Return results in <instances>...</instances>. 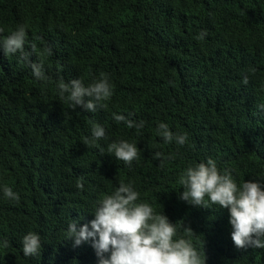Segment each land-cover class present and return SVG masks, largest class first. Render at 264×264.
<instances>
[{
    "label": "trees",
    "instance_id": "16d2710c",
    "mask_svg": "<svg viewBox=\"0 0 264 264\" xmlns=\"http://www.w3.org/2000/svg\"><path fill=\"white\" fill-rule=\"evenodd\" d=\"M18 25L27 26L29 61L51 79L37 80L19 52L0 47V264H98L91 240L67 239L68 225L93 220L121 182L176 224L173 239H189L205 264H264V248L235 247L228 209L179 199L180 176L208 159L238 188L264 183V0H0V41ZM101 73L113 93L104 107L73 110L67 93L60 99L59 79L87 87ZM114 113L145 126L129 129ZM93 123L107 139L87 147ZM159 123L186 143H165ZM121 140L141 151L131 168L108 154ZM157 151L175 158L160 167ZM29 232L41 237L40 255H23Z\"/></svg>",
    "mask_w": 264,
    "mask_h": 264
},
{
    "label": "clouds",
    "instance_id": "9594fccd",
    "mask_svg": "<svg viewBox=\"0 0 264 264\" xmlns=\"http://www.w3.org/2000/svg\"><path fill=\"white\" fill-rule=\"evenodd\" d=\"M26 27L18 25L16 30L0 41V47L5 55L19 52L20 58L29 62L33 76L47 82L51 78L45 75L43 64L29 61L31 53L25 51ZM3 31L0 28V33ZM206 35L207 32L201 30L196 39L203 40ZM31 49L35 51V43L31 44ZM44 51L52 54L51 48ZM243 83H248L247 76L243 78ZM57 88L61 100L68 94L67 99L73 110L79 106L93 113L98 107H104L100 102L107 101L113 94L109 77L104 73H101L98 81L87 87L81 79H72L66 83L61 78L57 81ZM260 108L264 110V105ZM113 117L117 123L125 122L129 129L135 127L137 132L145 126L142 120L136 122L115 113ZM157 134L165 143L175 140L178 145H184L188 139L187 134H174L165 123H159ZM100 139H107L105 128L93 123L91 137H84L82 143L91 147ZM140 152L136 144L125 140L108 145V154L114 153L116 159L125 162L129 168L134 160L139 159ZM162 157L163 153L159 151L153 155V159L160 160V167L164 166L165 160L175 158L171 154ZM179 183L184 189L179 194L180 200L197 207L218 205L228 209L231 239L237 249L264 248V183L247 180L238 188L230 170L225 169L224 174H221L212 159L188 167L180 176ZM76 187L83 189V177L77 180ZM3 192L6 198L19 203L20 196L12 188L5 186ZM139 195L131 183L121 182L113 194L97 201L93 220L79 229L76 221L69 223L67 239L74 241V247L91 240L98 264H205V253L202 258L189 239H173L177 235V226L166 215L155 213L148 203H135ZM183 229L186 234H194L190 227L183 225ZM3 244L8 247L7 240ZM41 248L39 234L29 232L23 237L22 251L25 257L40 255ZM108 253L110 255L106 256Z\"/></svg>",
    "mask_w": 264,
    "mask_h": 264
}]
</instances>
